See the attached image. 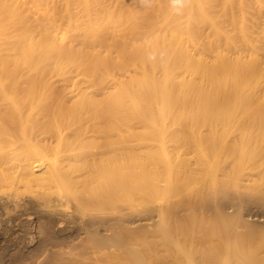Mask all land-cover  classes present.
Instances as JSON below:
<instances>
[{"label": "rangeland", "instance_id": "obj_1", "mask_svg": "<svg viewBox=\"0 0 264 264\" xmlns=\"http://www.w3.org/2000/svg\"><path fill=\"white\" fill-rule=\"evenodd\" d=\"M169 1L0 0V115H21L27 119V132L55 124L58 119L54 117H66L79 128L102 133L92 140L90 149L109 139L116 141L120 134H126L121 138L141 150L148 140L154 141L156 145L143 157L163 162L176 157V138L186 132L182 111L193 108L195 128L207 126L202 123V113L196 111L201 100L209 101L214 96L226 67L238 70L240 75L221 86L223 93L218 101L204 113L264 115V0H193L190 35L178 8L165 17ZM177 26L179 33L172 35L171 30ZM211 70L214 83L206 77ZM254 156L239 164L222 158L215 168L211 166L218 174L210 172L203 177L195 170L193 152L183 154L188 170L184 180L193 190L218 187V180L232 190L248 187L246 192L264 195V151L258 150ZM152 165L140 169L147 178V190L154 189L150 190L153 193L161 188L175 194L178 187L172 179L156 188V166ZM243 170L252 172L250 180L246 171L245 178L240 175ZM161 174L164 177L166 171ZM198 209L193 211V232L204 233L215 242L220 240L225 228L211 221L215 211L213 215L212 211ZM260 209L249 206L245 218L248 215L260 221L263 229L258 225L254 229L262 233L263 240L264 209ZM158 213L162 222L171 218L169 210ZM0 216L3 218L4 212L0 211ZM241 225L235 223L236 230L243 233ZM18 229L14 241L20 238ZM12 239L9 242L13 243ZM1 241L0 251L5 252ZM251 245L247 247L249 253L264 255L262 244ZM152 257L154 264H172L165 250L159 249ZM199 257L191 256L192 264L199 263ZM240 257L264 264V256ZM234 258L222 257L218 264H237ZM41 259L35 256L30 261L38 264ZM182 259L188 264L186 257Z\"/></svg>", "mask_w": 264, "mask_h": 264}, {"label": "bare ground", "instance_id": "obj_2", "mask_svg": "<svg viewBox=\"0 0 264 264\" xmlns=\"http://www.w3.org/2000/svg\"><path fill=\"white\" fill-rule=\"evenodd\" d=\"M174 8L184 14L186 33L192 34L193 0H180L176 6L172 0L166 2L165 17ZM179 31L177 26L171 33L177 35ZM239 75L238 70L226 67L211 101L203 99L199 103L196 112L202 113L205 128H195L193 108L182 111L186 132L176 138V157L163 162L143 157L156 145L154 141L148 140L141 150L121 138L126 134H120L118 140L109 139L90 149L92 140L102 134L99 130L79 128L66 117H54L58 119L55 124L27 132V119L1 114L0 211L5 216H0V240L8 250L0 251V264H32L30 260L35 256L42 258L36 261L38 264H154L151 258L159 249L169 253L172 264H183V256L188 264H192L191 256L201 257L196 264H218L226 256L235 257L237 264H262L258 259L249 258L248 262L240 256H264L247 251L251 243L264 246V239L254 229L261 227L260 221L248 215L245 218L249 206L264 209L263 193H248V187L232 190L218 180V187L211 184L215 187L193 190L184 180L188 170L183 154L193 152L195 170L207 177L210 172L218 174L214 172L215 163L222 158L246 163L258 150L264 151V115L204 113L218 101L223 93L221 86ZM206 77L214 83L212 70ZM190 89L193 92V82ZM191 99L193 102V94ZM152 164L156 166V188L161 187L160 182L172 179L178 187L175 194L162 192L161 188L153 193L154 189L147 190L148 181L140 169ZM245 171L239 172L244 178ZM246 172L247 179L251 178L250 170ZM198 208L212 214L215 211L211 221L225 228L220 240L215 242L204 233L193 232V211ZM163 209L171 212L168 222L159 218L158 212ZM237 221L245 228L243 233L236 230ZM19 227L20 238L14 241L15 228Z\"/></svg>", "mask_w": 264, "mask_h": 264}, {"label": "clouds", "instance_id": "obj_3", "mask_svg": "<svg viewBox=\"0 0 264 264\" xmlns=\"http://www.w3.org/2000/svg\"><path fill=\"white\" fill-rule=\"evenodd\" d=\"M173 4H174V6L179 5L180 4V0H173Z\"/></svg>", "mask_w": 264, "mask_h": 264}]
</instances>
